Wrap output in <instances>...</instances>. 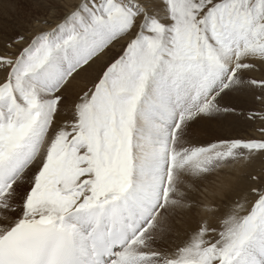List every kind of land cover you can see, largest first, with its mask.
<instances>
[{"label":"snow or ice","instance_id":"1","mask_svg":"<svg viewBox=\"0 0 264 264\" xmlns=\"http://www.w3.org/2000/svg\"><path fill=\"white\" fill-rule=\"evenodd\" d=\"M39 6L0 20V264H264V0Z\"/></svg>","mask_w":264,"mask_h":264},{"label":"rangeland","instance_id":"2","mask_svg":"<svg viewBox=\"0 0 264 264\" xmlns=\"http://www.w3.org/2000/svg\"><path fill=\"white\" fill-rule=\"evenodd\" d=\"M0 5H2L1 7H3L4 9H7L9 7L7 2L3 3V0H0ZM5 5H7V6H5ZM17 8L19 9V12H17ZM35 8H40L39 7V0H13L12 10L7 11V14H5V15L3 14L5 16L4 20H7L8 22H10L12 24H13L12 21L17 22V27L20 28L21 30H24L27 32V30L29 31L31 29V24H34V23H32L31 19L34 16H41L42 15V13L40 11L35 12L34 11ZM41 8L44 9L43 7H41ZM29 26H30V28L26 29ZM231 102L233 103V101H231ZM235 103L237 105L238 111L242 110L245 107L250 106V105L245 104L243 101H240V100L238 102H235ZM229 117H231V116H229ZM233 118H236L238 121H243L244 126L241 128L240 126L237 125L235 127V130H234V131H236V133L232 136L247 137L249 135H257V133H255L253 131L254 126L249 124L247 121H245L243 119V117L235 116ZM215 128L211 127L206 134H204V132L200 133L199 138L202 140H211L217 136H226L224 133L220 132L219 129H217V132H216ZM202 134H204V135H202ZM257 161H259V163H261V160L258 159ZM260 166L261 165L258 164V167H260ZM221 173H222V171L214 174L213 176H210L208 181L206 182V184L210 183V182H214L216 180L218 181L219 177L221 176L220 175Z\"/></svg>","mask_w":264,"mask_h":264},{"label":"bare ground","instance_id":"3","mask_svg":"<svg viewBox=\"0 0 264 264\" xmlns=\"http://www.w3.org/2000/svg\"><path fill=\"white\" fill-rule=\"evenodd\" d=\"M5 2H6V0H3V3H5ZM61 2L62 3H66L68 5H71L73 3H76L77 0H61ZM1 6L2 5H0V20H4L5 19V16L4 15L7 14V11H5V9L3 7H1ZM5 6H7V5H5ZM34 11L35 12L40 11L42 13V15L39 16V17H43L44 15H47L48 14L46 12V10L45 9H42L41 7L40 8H35ZM31 21H32V19H31ZM12 22H13V24H15L17 26V22H14V21H12ZM50 26L51 25H47L46 26V25H43V24H35V25L34 24H31V29L30 30L31 31H36V30H39L41 28L50 27ZM29 28H30V26L27 27L26 29H29ZM77 86L78 87H84V84L83 83H78ZM238 101L239 100H234L233 103L238 102ZM233 117H235V116H233ZM233 117L231 116V117H228L226 119H222V120H219V121H214V122L210 123L211 125L208 124V125L204 126V128H205L204 134H206L211 127H213V128L216 127L215 128L216 129V132H217V129H219V131L222 132V133H224L226 136H232V135H234L236 133V131H234L235 130V127L238 125V126H240L242 128L244 125H243V121H238L236 118H233ZM204 134H202V135H204ZM258 164L261 165V163H259V161L256 160V161L253 162V165L252 166L258 167ZM220 175L221 176L219 177L218 181L216 180L214 182H210V183L205 184L206 185L205 187L207 189V194L209 196H211L213 192H216L218 190L219 186H221V185H225L226 186L232 180V175H231V173H230V171L228 169H225L224 171H222V173Z\"/></svg>","mask_w":264,"mask_h":264}]
</instances>
